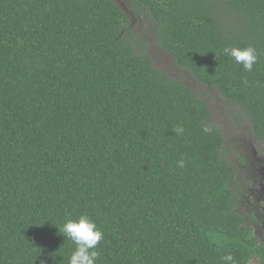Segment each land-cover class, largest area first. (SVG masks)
Segmentation results:
<instances>
[{
    "label": "trees",
    "instance_id": "1",
    "mask_svg": "<svg viewBox=\"0 0 264 264\" xmlns=\"http://www.w3.org/2000/svg\"><path fill=\"white\" fill-rule=\"evenodd\" d=\"M130 1L151 39L114 0H0V264H68L81 215L96 264H264L206 92L149 46L264 140V0ZM247 46L252 71L223 51Z\"/></svg>",
    "mask_w": 264,
    "mask_h": 264
},
{
    "label": "flooded vegetation",
    "instance_id": "2",
    "mask_svg": "<svg viewBox=\"0 0 264 264\" xmlns=\"http://www.w3.org/2000/svg\"><path fill=\"white\" fill-rule=\"evenodd\" d=\"M120 1L132 27L135 28L137 21L142 26L145 17L133 10L131 1ZM245 122L244 118L240 119L237 125L247 127L234 130L221 126L226 144L225 156L235 169L231 187L236 210L243 216L245 224L252 228L259 243L264 245V140L256 139L251 124ZM250 264H261L260 257H253Z\"/></svg>",
    "mask_w": 264,
    "mask_h": 264
},
{
    "label": "clouds",
    "instance_id": "3",
    "mask_svg": "<svg viewBox=\"0 0 264 264\" xmlns=\"http://www.w3.org/2000/svg\"><path fill=\"white\" fill-rule=\"evenodd\" d=\"M224 54L232 57L236 63L241 64L246 71H252L254 64L258 60L256 49L252 46L247 47H226ZM205 132H210L208 125H203ZM177 134L183 132V128L176 129ZM183 167V161L179 162ZM59 232H63L67 238L71 239L76 245L71 254L68 264H96L99 257L97 246L103 239V232L97 227L87 215H81L77 219H68ZM226 264H232L234 258L231 254L222 257ZM46 264V261H41Z\"/></svg>",
    "mask_w": 264,
    "mask_h": 264
},
{
    "label": "rangeland",
    "instance_id": "4",
    "mask_svg": "<svg viewBox=\"0 0 264 264\" xmlns=\"http://www.w3.org/2000/svg\"><path fill=\"white\" fill-rule=\"evenodd\" d=\"M121 8V1L120 0H114ZM124 5V4H123ZM123 9V8H122ZM124 11V9H123ZM135 28L139 33H142V31L145 32L144 37L147 39H151L153 36L152 28L150 24L148 23L146 26L143 24L142 26L139 25L138 21L135 24ZM150 52L154 59L155 64L162 68L163 70L167 71L170 75L174 77L181 78L191 89L193 90H200L206 92V95H203V97L208 101L209 105L211 106L212 113L214 116V120L220 125L230 128L231 130L239 129L240 127H247V126H238L237 123L233 120V114L237 113L236 110L238 109L237 106H232L233 112H229L227 110V106H225V100L224 98L218 94L217 91L209 90L205 87H197V82L194 80L193 76L188 70L181 69L176 65V63L173 61L171 56L164 52L161 48L155 46L154 44H150ZM244 124H250L249 121H246ZM231 136L233 134L231 133Z\"/></svg>",
    "mask_w": 264,
    "mask_h": 264
}]
</instances>
